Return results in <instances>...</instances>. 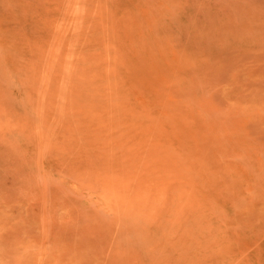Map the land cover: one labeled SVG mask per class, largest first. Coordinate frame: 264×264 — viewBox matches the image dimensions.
Here are the masks:
<instances>
[{"label": "rangeland", "instance_id": "obj_1", "mask_svg": "<svg viewBox=\"0 0 264 264\" xmlns=\"http://www.w3.org/2000/svg\"><path fill=\"white\" fill-rule=\"evenodd\" d=\"M0 264H264V0H0Z\"/></svg>", "mask_w": 264, "mask_h": 264}]
</instances>
